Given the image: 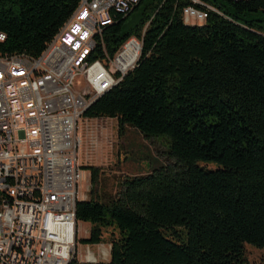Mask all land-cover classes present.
I'll use <instances>...</instances> for the list:
<instances>
[{
  "label": "trees",
  "instance_id": "trees-1",
  "mask_svg": "<svg viewBox=\"0 0 264 264\" xmlns=\"http://www.w3.org/2000/svg\"><path fill=\"white\" fill-rule=\"evenodd\" d=\"M203 1L220 14L202 25L185 23L188 0H143L104 32L110 55L133 36L143 52L84 119L117 120L120 138L131 128L168 146L166 165L123 178L115 195L99 192L100 169L84 168L82 244L118 232L110 262L97 264H246L247 245L264 252V0ZM78 3L0 0V56L39 58Z\"/></svg>",
  "mask_w": 264,
  "mask_h": 264
},
{
  "label": "built area",
  "instance_id": "built-area-1",
  "mask_svg": "<svg viewBox=\"0 0 264 264\" xmlns=\"http://www.w3.org/2000/svg\"><path fill=\"white\" fill-rule=\"evenodd\" d=\"M142 1L79 0L39 58L0 56V264L99 262L89 248L78 251L77 199L89 180L78 129L103 91L137 67L143 36L130 37L112 56L103 35ZM188 2L184 21L220 14L203 0ZM61 217L71 226L60 225Z\"/></svg>",
  "mask_w": 264,
  "mask_h": 264
},
{
  "label": "rangeland",
  "instance_id": "rangeland-1",
  "mask_svg": "<svg viewBox=\"0 0 264 264\" xmlns=\"http://www.w3.org/2000/svg\"><path fill=\"white\" fill-rule=\"evenodd\" d=\"M256 18L250 16L249 19ZM138 22L134 16L127 24L128 30ZM78 135L82 144L79 151V162L86 167H95L102 172V183L100 190L104 193L115 195L120 185V180L125 177L146 174L153 168L166 165L167 159L164 152L167 149L165 140L146 141L136 130L128 128L123 138L119 137L118 122L111 119L81 121ZM216 169L215 166H206ZM88 182L82 184L80 199L88 201L92 190L91 175L88 172ZM91 225L79 224V239L89 238ZM118 237V232L112 229L105 230L103 243L99 246H87L79 244L78 251L85 254L89 248L98 263H109L111 253V242ZM104 251L105 256H101ZM246 264H264V252L250 245L245 247Z\"/></svg>",
  "mask_w": 264,
  "mask_h": 264
},
{
  "label": "bare ground",
  "instance_id": "bare-ground-1",
  "mask_svg": "<svg viewBox=\"0 0 264 264\" xmlns=\"http://www.w3.org/2000/svg\"><path fill=\"white\" fill-rule=\"evenodd\" d=\"M185 23L187 25H190V26H197V25H202L204 24L205 22H192V21H185ZM110 90H107V91H103V95L106 94L107 92H109ZM82 201L81 199H77V204L78 202ZM60 225H63V226H71V218L69 217H61L60 218Z\"/></svg>",
  "mask_w": 264,
  "mask_h": 264
},
{
  "label": "crops",
  "instance_id": "crops-1",
  "mask_svg": "<svg viewBox=\"0 0 264 264\" xmlns=\"http://www.w3.org/2000/svg\"><path fill=\"white\" fill-rule=\"evenodd\" d=\"M83 201V200H82Z\"/></svg>",
  "mask_w": 264,
  "mask_h": 264
}]
</instances>
